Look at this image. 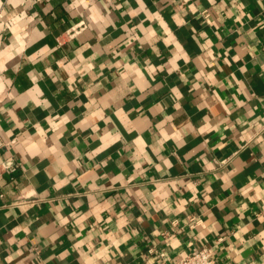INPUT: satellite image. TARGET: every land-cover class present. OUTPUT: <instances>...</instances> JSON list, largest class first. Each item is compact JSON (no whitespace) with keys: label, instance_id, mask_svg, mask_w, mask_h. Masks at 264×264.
I'll list each match as a JSON object with an SVG mask.
<instances>
[{"label":"crops","instance_id":"0c3cea01","mask_svg":"<svg viewBox=\"0 0 264 264\" xmlns=\"http://www.w3.org/2000/svg\"><path fill=\"white\" fill-rule=\"evenodd\" d=\"M0 134V264H264V0H0Z\"/></svg>","mask_w":264,"mask_h":264},{"label":"built area","instance_id":"2783aa9c","mask_svg":"<svg viewBox=\"0 0 264 264\" xmlns=\"http://www.w3.org/2000/svg\"><path fill=\"white\" fill-rule=\"evenodd\" d=\"M201 15L204 18L209 17V11L203 10L201 11ZM85 26V23L82 21L80 25H76L75 27H72L68 31L70 36L76 35L81 29ZM13 141H7L3 139V137L0 134V150L10 145ZM220 162H225V160H222ZM15 164L9 160H5L3 162H0V177L3 173L12 171L15 168ZM191 221L194 222V224L198 223L200 220L196 219L195 217H191ZM170 264H222L220 261H218L214 255V247L204 246L201 247L198 250L192 251L191 253H188L187 255L181 256L176 261Z\"/></svg>","mask_w":264,"mask_h":264}]
</instances>
